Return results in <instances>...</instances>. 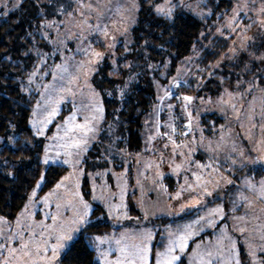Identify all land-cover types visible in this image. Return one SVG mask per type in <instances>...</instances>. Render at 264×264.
Segmentation results:
<instances>
[{
  "label": "rangeland",
  "instance_id": "obj_1",
  "mask_svg": "<svg viewBox=\"0 0 264 264\" xmlns=\"http://www.w3.org/2000/svg\"><path fill=\"white\" fill-rule=\"evenodd\" d=\"M21 1L0 0V12H8ZM68 1L49 3L47 6L49 11L46 8L47 0H32L37 3L35 14L40 15V20L37 26L38 34L31 41L33 47L30 52L33 53L35 62L23 79L22 85L23 91L29 94L28 97H33L28 124L41 142L42 162L44 163L47 155L48 164H58L52 163L57 159V149L49 148L50 145L56 144V141L49 137L56 133V126L62 125L64 119L81 106L82 100L102 107L103 119L99 121L96 139L90 141L88 151L82 154L79 165L59 164L65 167L61 177L50 188L39 193L38 189L42 181L40 178L29 191L23 206L13 220L0 215V233H2L0 242H4L12 233L19 232L23 233L24 240H28L33 230L37 233L42 231L35 227L37 224L41 222L52 224L53 221L48 214H56L55 205L73 199L65 189L55 190V185L65 176L75 172L76 176L69 182V187L72 191H78L84 203L89 206L86 223L72 224L74 213L62 209L63 215L60 220L64 222V230L71 234L72 239L64 242L65 247L56 256H53L49 250L46 254L48 264H61L59 259L67 245L94 220H103L110 224L106 231L89 237V245L94 250L99 264H104L100 256L101 251L109 253V260H115L119 256L118 251H111L117 247L115 240L126 233L131 235L146 231H151L153 237L150 241L152 251L149 255V264H155L158 254L164 252L169 240L174 238L171 234L183 231L185 226L190 224L193 225L191 231L197 234L188 240L183 253H176L180 255V261L184 264H206L209 259L206 253L209 251L212 252L213 257H216L213 259V264H221V262L227 264L229 260L235 264L236 259L239 260V264H264V199L245 183L248 181L259 189L264 182V165L249 162L264 156V145L259 144V141L264 139L260 130V126L264 125V119H261L264 114V77L261 79L256 74L249 80L243 77V74L252 68L255 60L264 70V59L260 58L264 56V30L258 23L246 28V25L252 21L264 19V14L259 12L260 7H264V0H255V3L252 0H236L235 6L223 14L222 24L225 29L220 26L218 30L223 28L222 32L226 30L232 37L229 40L230 53L225 60L227 64L233 61V65H236L237 71L232 69L233 78L229 67L226 70L228 74L219 78L221 83H223L222 77H226V80L215 96L194 94V89L189 90L191 88L188 86L187 76L192 69L194 59L199 54L196 50L194 55L187 57L180 65L175 89H169L172 93L171 97L164 96L168 90H165L166 88L158 92L149 120L142 129L140 148L137 151L134 149L125 151L114 147L116 126L105 120L103 93L92 83V75L97 63L89 65L92 71L87 77L81 75L76 86L79 89L77 94L66 97L59 105V114L52 124L47 126L45 134L37 135V128L34 125L47 114L43 110L48 95L45 85L56 83L53 80L56 66L67 63L69 71H72L74 62H87L92 59L82 52H77V49L89 48L90 45V51L103 54L111 51L119 41L127 39L128 33L125 29L128 30L134 22L140 0H82L85 5L83 8L75 3L74 7L67 11L52 12L54 7L60 9L61 5ZM182 1L148 0L154 10L163 7L171 8V12ZM89 3L92 4L94 11L86 7ZM192 6L194 12L198 14L200 9L194 4ZM117 7L120 8L119 13L116 12ZM186 7L189 8L187 5ZM68 12H72V15L69 16ZM237 12L238 15L233 16V13ZM101 13L105 14L104 19H100ZM107 16H111L112 20H107ZM85 20L87 23L84 22ZM97 23L108 24V37L100 33L90 34ZM229 23H232L235 31L228 27ZM237 33L252 38L247 41L246 47L242 37L233 41ZM113 36L116 38L115 42L111 39ZM113 43L114 47H109ZM126 49L123 46V50ZM241 65H244L242 69H240ZM221 67L222 65L219 68ZM261 72V70L257 71L259 74ZM33 73L35 75H32ZM212 74L208 75L212 76ZM30 78L31 82H29ZM228 93H231L235 99L230 100ZM177 96H192L193 101L185 108V102L177 99ZM222 98L229 103H221ZM38 103L41 105L40 108H37ZM232 103L236 104V110L230 106ZM173 110H177L176 114H173ZM237 113L240 116L239 120L236 119ZM204 114H209L211 118L204 121L201 117ZM81 119L78 114L77 121L80 122ZM189 119H191L190 131L185 127ZM254 123L257 125L256 128L252 127ZM169 125L176 129V134L173 136L176 143L188 146L176 149L175 155L172 144L167 136L163 135L164 133L172 135ZM157 130L161 135H157ZM185 132L188 133L186 136L183 135ZM249 135L252 139L247 138ZM149 137L155 139L150 141ZM165 144L168 145L167 148L164 147ZM233 145L236 151H232ZM45 149H49L47 153ZM241 152L244 153L243 156L240 155ZM60 159L66 157L61 155ZM232 160L236 163L233 164ZM208 163L218 168L215 172L205 168L202 173L205 180L212 181L206 185L207 191L212 194L206 195L199 188L196 191H182V187L186 189L188 184L194 186L193 173L200 172L196 164ZM176 165H182L178 173L174 171ZM209 172H212L211 176L208 175ZM76 180H78V188L75 187ZM228 180L233 183H227ZM50 193L54 194L50 196ZM45 197H48L47 204ZM244 197L247 199L245 200ZM197 200L200 201L199 204L196 203ZM77 207L80 205L77 204ZM96 207H101L102 212L92 214ZM215 209L223 211L219 215H212ZM80 211L83 213L82 207ZM239 217L243 219H238ZM198 220L200 223H195ZM208 221H215L214 226H209ZM28 225L33 227L29 229ZM77 227L79 230L73 231ZM96 237L107 238L108 243L101 244L97 248ZM23 242L13 239L6 243V247L19 248L20 243ZM49 243L55 244L56 241L52 238ZM6 255L7 252L0 255V260Z\"/></svg>",
  "mask_w": 264,
  "mask_h": 264
},
{
  "label": "trees",
  "instance_id": "obj_2",
  "mask_svg": "<svg viewBox=\"0 0 264 264\" xmlns=\"http://www.w3.org/2000/svg\"><path fill=\"white\" fill-rule=\"evenodd\" d=\"M60 1L47 0L46 8L51 2ZM235 1L183 0L170 16L157 13L148 0L139 1L127 39L103 53L92 75L93 85L103 93L104 118L116 126L115 148L125 151L140 148L142 129L149 120L158 92L162 88L168 89L166 92L175 89L180 65L196 50L199 54L187 76L189 90L194 89V94L215 96L226 80L222 77L221 83L219 78L228 74L229 67L233 78L232 69L237 71L236 65L233 61L227 64L225 60L232 37L226 30L222 32V19L223 14L235 6ZM36 4L22 0L8 12H0V215L9 220L15 218L40 178L43 177L39 193L50 188L65 171L63 165L42 162L41 142L28 124L33 97L29 98L23 91L22 82L35 62L30 50L40 20V15L35 14ZM193 4L200 9L198 14ZM74 5L72 3L70 8ZM57 10L54 7L52 12ZM67 10L69 7H65L64 11ZM233 16L236 17L235 13ZM220 26L223 28L218 30ZM238 37L245 42L248 38L237 33L233 41ZM123 46L127 49L123 50ZM258 70L262 72L259 74ZM210 73L212 76L208 75ZM255 74L264 77V70L256 60L243 77L249 80ZM176 111L173 110V114ZM201 117L204 121L211 118L209 114ZM101 212L102 208L96 207L92 214ZM109 226L103 220L88 223L67 245L59 262L99 264L89 245V237L106 231Z\"/></svg>",
  "mask_w": 264,
  "mask_h": 264
},
{
  "label": "snow or ice",
  "instance_id": "obj_3",
  "mask_svg": "<svg viewBox=\"0 0 264 264\" xmlns=\"http://www.w3.org/2000/svg\"><path fill=\"white\" fill-rule=\"evenodd\" d=\"M255 3V0H252ZM72 3H76L81 8L85 7L82 0H69V3L65 5H61L59 11H64L65 7H71ZM86 7L94 11L92 4L89 3ZM157 13L164 14L166 16L171 15V8L165 9L163 7H157ZM120 8H116V12L119 13ZM260 14H264V7H260L259 9ZM69 16L72 15V12L67 13ZM83 15V13H81ZM238 15V12L235 13ZM105 14H100V19H104ZM107 20L111 21L112 17L107 16ZM87 23V21H84ZM259 24L261 29L264 30V19L259 21H252L246 28H251L253 24ZM91 27V26H90ZM228 27L235 31V28L232 27V23H229ZM127 31V29H125ZM100 33L105 37L109 36V26L108 24H101L97 23L94 28L91 29V33ZM87 39V37H85ZM113 42H115V37H111ZM251 37H248L247 40H251ZM247 40L245 42L244 47L247 46ZM109 47H114V43L109 45ZM77 52H82L85 56L90 57L87 62H74L72 65V71H69V67L67 63L57 65L56 66V74L53 76V80L56 82L52 85H45V91L48 93L47 98L44 101L43 110L47 113L42 120H39L34 125L37 128V135L43 136L45 134V130L49 124H52L53 120L59 114V105L64 102L66 97H72L77 94L79 91L76 88L78 81L81 78V75L87 77L89 72L92 71V68L89 65L97 63L100 59L103 58V54L96 52L94 50L90 51L89 48H79ZM264 59V56L260 57ZM32 75H35L33 73ZM31 82V78L30 81ZM173 82L175 83V77L173 78ZM85 86H87V81L85 80ZM178 86V85H177ZM76 88V91H74ZM171 92H166V96L169 98L171 97ZM56 96L58 98L54 99L53 97ZM228 96L231 99H235L231 93H228ZM163 99V98H162ZM177 99H182L185 104V108L188 107L189 104L192 103L193 97L192 96H177ZM221 103L228 104L229 101L221 99ZM233 110H236V104L232 103L230 105ZM41 105L38 103L37 108H40ZM169 107H172L169 105ZM78 114L81 116V121H77ZM189 117H191V113H189ZM103 119V109L99 105L92 104L90 102H85L84 100L81 101V106L76 109V111L72 112L69 116L64 119L62 125L56 126V133L49 137L51 140L56 141V144L50 145L49 148L55 147L56 151V160H53L52 163L58 164H73L79 165L81 163V156L83 153L88 151L90 146V141L96 139V135L99 131L98 124L99 121ZM236 119L239 120L240 116L237 113ZM251 119V117H250ZM261 119H264V114H262ZM171 128L172 135L168 133H164V136H167L168 140L172 144L173 147V154L175 155L176 149L188 147L184 144H177L176 141L173 139V136L176 134V129L174 126L169 125ZM186 128L191 130V119ZM253 128H256L257 125L254 123L252 125ZM157 129H159V124H157ZM260 130L262 135H264V125L260 126ZM251 132V129L249 130ZM188 133L185 132L183 135H187ZM157 135H161L157 130ZM248 139H252V136L249 135ZM155 137H149V140H153ZM223 139V137L221 138ZM260 145H264V139L259 141ZM165 148L168 147L167 144L164 146ZM49 149H45L47 153ZM260 150V149H258ZM232 151H236L235 145L232 147ZM183 155V153H180ZM61 155L66 157V159H60ZM241 156L244 155L243 152L240 153ZM191 156V152L189 153V158ZM252 164H261L264 165V156L259 157L258 159H253L249 161ZM44 163L48 164L49 159L47 155L45 156ZM232 163L235 164L236 161L232 160ZM182 165H176L174 171L177 173L181 170ZM196 168L200 170V172L193 173L195 176V184H188L187 188L182 187V191L190 190L196 191L197 188L202 189L206 195H211V192L207 191L206 185L211 183L212 181L205 180L204 176L202 175L203 170L205 168L212 169L213 172L218 171V168H214L212 163L208 164H196ZM209 176L212 175V172L208 173ZM76 173L73 172L68 176H65L62 180H60L55 185V190L65 189L67 194L73 197L72 200L67 201L64 204L57 203L56 207V214L50 215L51 220L53 221L52 224H45L43 222L37 224L35 227L42 229L39 233L36 231H32L30 234V238L28 240H24V236L22 232L19 233H12L8 236L4 242H0V255H3L7 252V255L3 260H0V264H48L46 254L51 250L53 256L59 254L60 250L65 247V241L71 240L72 236L69 232H65V225L64 222L60 220V217L63 215L62 209H68L74 213V218L72 219L71 223L74 225H83L86 223V217L88 214V204L84 203L83 197L80 196L78 191H72L69 187V182L73 181ZM43 179V177L41 178ZM227 183L231 184L233 181L228 180ZM246 186L251 190L258 192L261 199H264V182L261 183L259 189L256 188L255 185H252L250 182L246 181ZM78 180H76L75 187L78 188ZM39 187V184L37 185ZM54 193H50L49 195H53ZM33 196H35V192H33ZM177 198H179V194H177ZM246 200L247 198L244 197ZM48 202V197H45V204ZM197 204L200 203L199 200L196 201ZM77 204L83 208V213L80 211V207H77ZM194 207L195 205H191ZM183 210V208H182ZM223 210L222 209H215L213 210L212 215H219ZM221 218H223L221 216ZM204 219V218H201ZM238 219H243V217H239ZM195 223H200V221H195ZM215 221H208L209 226H214ZM19 227V224H18ZM29 229L33 226L28 225ZM193 225H187L183 229V231H179L177 233L171 234L174 238L169 240L168 246L166 247L165 251L158 254V258L155 259V264H177L180 261V255H177V252L183 253L187 247L188 240L197 233H193L191 231ZM79 228H74L73 231H78ZM2 236V233H0ZM54 238L56 243L50 244L49 240ZM152 233L151 231L140 232V233H133L131 235L124 234L119 239L115 240V244L117 247L115 249H111V251H118L119 256L115 260L108 259V252L101 251L100 256L103 258L104 264H149V255L152 251L150 246V241L152 240ZM13 239L22 240L23 243H20L19 248H7L6 243ZM138 241V242H137ZM108 243L107 238L96 237V247L98 248L99 245ZM199 247V245H197ZM233 245V249H234ZM19 253V255H17ZM207 257L209 258L206 264H213V257L212 252L206 253ZM223 264V262H221ZM227 264H232L231 260L227 262ZM235 264H239V260L236 259Z\"/></svg>",
  "mask_w": 264,
  "mask_h": 264
}]
</instances>
